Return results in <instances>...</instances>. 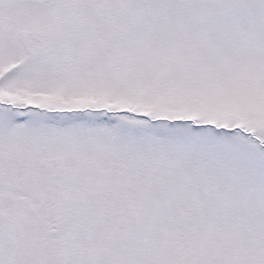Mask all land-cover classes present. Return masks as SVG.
Segmentation results:
<instances>
[{"label": "snow or ice", "instance_id": "1", "mask_svg": "<svg viewBox=\"0 0 264 264\" xmlns=\"http://www.w3.org/2000/svg\"><path fill=\"white\" fill-rule=\"evenodd\" d=\"M0 264H264V0H0Z\"/></svg>", "mask_w": 264, "mask_h": 264}]
</instances>
